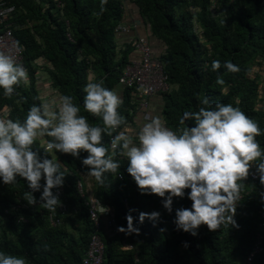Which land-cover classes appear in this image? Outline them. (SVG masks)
I'll return each mask as SVG.
<instances>
[{
    "label": "trees",
    "instance_id": "1",
    "mask_svg": "<svg viewBox=\"0 0 264 264\" xmlns=\"http://www.w3.org/2000/svg\"><path fill=\"white\" fill-rule=\"evenodd\" d=\"M213 1L108 0L106 10L94 15L100 12V0H10L29 83L16 86L11 98L4 97L0 89L3 112L23 121L30 107L42 102L37 73L39 61L45 60L51 63L48 73L52 88L73 97L90 124L102 126L100 118L84 110L83 88L89 80L103 79L105 87L114 90L120 84L125 66L135 59L136 40L130 36L122 42L116 27L124 24L134 9L148 30L142 36L149 40L153 54L154 41L162 46L160 54L154 55L163 61L170 82V89L161 93L163 122L169 128L176 130L183 113L197 111L199 99L207 96L213 106L223 102L240 107L264 133V0H216V10L212 11ZM213 60L221 63L217 71L212 69ZM226 61L237 65L239 71L229 72L223 66ZM218 76L225 80L224 86L216 83ZM222 87L227 88L226 94ZM135 92L124 88L119 111L127 123L137 113V100L132 96ZM186 125L193 122L186 121ZM49 139H38L33 148L42 158L54 156L66 166L64 199L78 211L69 213L60 226L50 222V212L43 208L21 211L23 220L20 215L6 214L11 203L26 201L22 197L28 191L27 182L18 177L16 184L5 185L0 179V252L23 257L27 264H83L94 230L85 199L77 190L78 180L88 171L82 165L87 153L81 152V158L55 150L46 153L43 143ZM256 139L264 148V134ZM110 140L104 136L106 146ZM115 159L124 178L106 173L103 186L94 179L95 194L111 206L116 229L127 228L126 216L134 209L131 215L140 231L131 235L118 230L115 234L103 232L104 264H245L264 211V185L259 179L250 175L245 181L247 189L234 217L239 227L230 225L213 232L202 225L194 236L178 230L174 223L176 209L191 208L190 190L183 198L173 199L169 213L163 207L164 198L140 193L127 172V159L120 155ZM41 192L34 193L37 199ZM153 211L161 213L159 220L145 218L140 223V212ZM124 240L134 248H125ZM255 264H264V251Z\"/></svg>",
    "mask_w": 264,
    "mask_h": 264
},
{
    "label": "clouds",
    "instance_id": "2",
    "mask_svg": "<svg viewBox=\"0 0 264 264\" xmlns=\"http://www.w3.org/2000/svg\"><path fill=\"white\" fill-rule=\"evenodd\" d=\"M108 0H100L101 15ZM229 72L239 68L231 61L223 65ZM219 60L212 61L213 71L219 70ZM26 67L9 53L0 51V89L11 98L16 86L28 85ZM216 83L224 86L225 80L218 76ZM83 108L102 120V126L90 124L81 115V108L73 97L61 95L59 102L33 104L26 118H0V179L5 185L17 183V178L27 182L28 191L23 199L30 206L55 212L62 201L54 189L64 185L67 168L54 156L41 157L33 145L38 139L48 137L43 147L46 153L52 150L81 158L88 169L86 175L103 186L106 173L117 176L121 165L115 157L127 159V172L135 181L141 194H154L161 198L163 207L171 213L173 199L183 198L187 192L191 208L176 209L174 223L192 235L206 225L209 231L222 227H239L234 219L242 194L247 189L245 181L252 175L264 185V148L256 139L262 133L259 123L249 117L240 107L231 103L217 102L210 98L199 99L197 111H185L179 118L176 130L169 128L159 116L146 117L135 131L128 126L119 108L122 97L114 89L105 87L103 79L89 80L83 88ZM227 93V88L222 87ZM193 125H186V121ZM111 138L110 146L104 144V136ZM44 181L42 184L41 181ZM41 192L39 201L34 195ZM262 200H264V194ZM129 210L128 226H119L118 231L128 235L139 233L134 217ZM161 213H139L140 223L145 218L156 221ZM166 229H160L165 231ZM0 264H27L25 258L0 252Z\"/></svg>",
    "mask_w": 264,
    "mask_h": 264
},
{
    "label": "built area",
    "instance_id": "3",
    "mask_svg": "<svg viewBox=\"0 0 264 264\" xmlns=\"http://www.w3.org/2000/svg\"><path fill=\"white\" fill-rule=\"evenodd\" d=\"M217 1L214 0L211 10H216ZM15 7L10 3V0H0V51L12 54L19 63L24 64V48L18 42L15 35V29L18 23L14 20ZM129 27L125 24H119L116 31H128ZM135 49L140 57L137 60H132L128 63L120 78L119 83L124 87L134 89L142 99V105L148 106L151 96L168 91L170 82L163 61L153 54L152 46L145 36H139L135 42ZM26 67V66H25ZM0 117L9 118L7 112H3L2 100L0 98ZM47 143H43V147ZM53 151V150H52ZM51 151V152H52ZM252 178L258 179L254 175L255 168L252 169ZM117 177L123 179V173L118 171ZM84 174L78 180L77 190L79 195L85 199L88 207V213L93 224V233L91 234L87 251L83 258V264H104V256L106 243L103 238V232L115 234L116 218L110 205L104 204L95 194V190H87L85 187ZM62 199V206L57 208L55 212H50L48 217L54 226L62 225L64 218L69 213H77L78 209L75 205L64 199L65 186L54 189ZM39 201V198L37 199ZM40 208L39 203L35 206H30L27 201L18 199L6 208V214L20 215L21 211ZM21 220L23 217L20 215ZM124 247L132 249L134 245L128 241H123ZM264 251V211L261 214L259 230L257 231L256 240L253 249L245 258V264H255L259 255Z\"/></svg>",
    "mask_w": 264,
    "mask_h": 264
},
{
    "label": "crops",
    "instance_id": "4",
    "mask_svg": "<svg viewBox=\"0 0 264 264\" xmlns=\"http://www.w3.org/2000/svg\"><path fill=\"white\" fill-rule=\"evenodd\" d=\"M124 24L127 25L129 29L126 32L118 31L119 37L122 42L126 41V39H128L130 36L134 37L135 40H137L139 36H142L143 33H146L148 31L142 19L139 18V16L134 11V9L132 11L130 10L129 15L126 18ZM153 45H154V54L158 56L160 52L162 51V46L160 45L159 41H154ZM139 57L140 55L136 51L134 54L135 59L133 60H137ZM39 65H40V70L37 73L38 75L37 84H38L39 92L41 95V99L42 101H50L53 103V105H55L56 103L59 102V97L61 95L51 86V80H50V76L48 73V69L49 67H51V63L45 60H40ZM124 88L125 87L121 84H119L115 88V90L122 97V99H123V94H124ZM132 96L134 99L137 100V111H136L137 113L135 117L133 118V120L128 123V126L131 129L138 131L139 126L143 122H145L146 117L150 118L153 116H159L163 121V117H162L163 97L161 93L151 96L149 99L148 106L142 105V99L138 95L137 91ZM83 177L85 180L84 182H85L86 189L91 190V191L95 190L94 178L87 176L86 173L84 174ZM104 234H107V232L104 231Z\"/></svg>",
    "mask_w": 264,
    "mask_h": 264
},
{
    "label": "rangeland",
    "instance_id": "5",
    "mask_svg": "<svg viewBox=\"0 0 264 264\" xmlns=\"http://www.w3.org/2000/svg\"><path fill=\"white\" fill-rule=\"evenodd\" d=\"M69 224H70V221H69Z\"/></svg>",
    "mask_w": 264,
    "mask_h": 264
}]
</instances>
